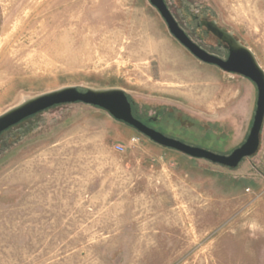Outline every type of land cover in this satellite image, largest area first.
Returning <instances> with one entry per match:
<instances>
[{
	"label": "rangeland",
	"instance_id": "obj_1",
	"mask_svg": "<svg viewBox=\"0 0 264 264\" xmlns=\"http://www.w3.org/2000/svg\"><path fill=\"white\" fill-rule=\"evenodd\" d=\"M164 1L189 35L193 15L214 19L264 69V0ZM249 83L198 62L148 0H0V114L119 88L169 113L168 134L229 155L251 127ZM106 114L65 104L0 134V264H264V122L259 152L227 169Z\"/></svg>",
	"mask_w": 264,
	"mask_h": 264
},
{
	"label": "water",
	"instance_id": "obj_2",
	"mask_svg": "<svg viewBox=\"0 0 264 264\" xmlns=\"http://www.w3.org/2000/svg\"><path fill=\"white\" fill-rule=\"evenodd\" d=\"M164 20L171 36L193 57L203 63L216 65L224 73L235 74L249 80L256 88L255 111L249 133L245 141L229 155H219L200 147L190 146L181 141L168 138L136 120L124 90L119 88L86 89L64 87L27 99L19 105L0 114V134L18 125L25 119L35 116L52 107L65 104H82L105 111L111 118L132 127L150 141L192 159L204 160L227 169H236L246 158L254 156L260 146L264 122V70L250 49L234 38L232 33L223 31L212 23L208 29L229 47V56L222 61L199 49L178 27L164 0H148Z\"/></svg>",
	"mask_w": 264,
	"mask_h": 264
},
{
	"label": "flooded vegetation",
	"instance_id": "obj_3",
	"mask_svg": "<svg viewBox=\"0 0 264 264\" xmlns=\"http://www.w3.org/2000/svg\"><path fill=\"white\" fill-rule=\"evenodd\" d=\"M167 8L169 10L168 6H167ZM169 12H170V10H169ZM170 14L172 15L173 19L177 23L178 27L185 33V35L188 37V39L190 41H192L199 49H201L205 53H207L209 55H212V56H214V57H216V58H218V59H220L222 61H226L227 60V58L229 56V47H228V45L226 43L222 42L220 39H218L211 31H209L208 27L212 23H214L216 25V27L222 29L223 31H226V32H229V31H227L224 28L220 27L219 24L214 19L199 18V17L193 15V20L195 21V23L197 25V29L200 30V34H198V36H196L195 32H193V36L196 37L194 39L195 40L194 41V40H192L193 36L189 35L190 33L187 32L186 26L180 25L176 21L175 17L173 16V14L171 12H170ZM207 38H209V39H211V41L213 40V42H215V45L211 44L213 47H216L215 49H213L212 46L206 45ZM234 38L236 39L235 36H234ZM187 52H189V51L187 50ZM196 60L198 62H200L201 64H203V65L214 67L217 70L223 72L216 65H210V64L203 63V62H201L198 59H196ZM129 103H130V106H131V112H132L133 117L136 120H138L139 122H141L143 125H145L146 127L150 128V129H153V130L161 133L162 135H164V136H166L168 138L181 141L182 143H185V144L190 145V146H195V147H200L201 148V146L191 145V144L186 143L182 139L173 137L172 135L168 134L166 131L163 130L164 129L163 126H166V124L168 125L167 118L166 117L164 118V116L165 115L167 116L169 113L160 110V111L154 112L153 114H149L148 111L145 112V110H142V109L136 107L135 104L132 103L131 101H129ZM167 127H169V126H167ZM133 130L136 131L135 129H133ZM139 134L142 135L141 133H139ZM142 136L145 137L144 135H142ZM145 138L147 140H149L147 137H145ZM149 142H151L152 144L157 145L159 147H162V146H160V145H158V144H156V143H154V142H152L150 140H149ZM162 148H164V147H162ZM165 149H167V148H165ZM168 150H170V149H168Z\"/></svg>",
	"mask_w": 264,
	"mask_h": 264
},
{
	"label": "crops",
	"instance_id": "obj_4",
	"mask_svg": "<svg viewBox=\"0 0 264 264\" xmlns=\"http://www.w3.org/2000/svg\"><path fill=\"white\" fill-rule=\"evenodd\" d=\"M264 70V69H263ZM249 85L254 89V91L256 90V88H255V86L253 85V84H250L249 83ZM248 89H250V88H248ZM249 91V90H248ZM248 102H249V100H248ZM251 106L250 105H248V109H251L250 108ZM101 111H103V110H101ZM104 113H106L105 111H103ZM107 115V114H106ZM106 117H108V116H106ZM250 121H251V117H250ZM260 145H261V141H260ZM259 149H260V146H259ZM258 152H259V150H258ZM222 262V261H221ZM227 264V263H226ZM235 264H246V262H242V263H238V262H236Z\"/></svg>",
	"mask_w": 264,
	"mask_h": 264
},
{
	"label": "built area",
	"instance_id": "obj_5",
	"mask_svg": "<svg viewBox=\"0 0 264 264\" xmlns=\"http://www.w3.org/2000/svg\"><path fill=\"white\" fill-rule=\"evenodd\" d=\"M122 150H123V148H122L121 146H117V147H116V151H117V152H122Z\"/></svg>",
	"mask_w": 264,
	"mask_h": 264
}]
</instances>
